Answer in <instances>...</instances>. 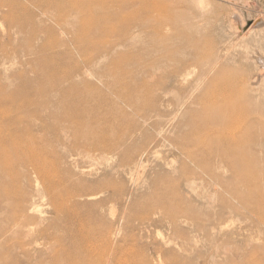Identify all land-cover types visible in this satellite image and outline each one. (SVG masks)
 Returning a JSON list of instances; mask_svg holds the SVG:
<instances>
[{"label":"rangeland","instance_id":"374dc122","mask_svg":"<svg viewBox=\"0 0 264 264\" xmlns=\"http://www.w3.org/2000/svg\"><path fill=\"white\" fill-rule=\"evenodd\" d=\"M164 2L0 0V264H264V0Z\"/></svg>","mask_w":264,"mask_h":264},{"label":"bare ground","instance_id":"6f19581e","mask_svg":"<svg viewBox=\"0 0 264 264\" xmlns=\"http://www.w3.org/2000/svg\"><path fill=\"white\" fill-rule=\"evenodd\" d=\"M114 1L115 0H109V2H114ZM121 1L124 3L123 4V6L125 8V9H123L124 10V13L127 12L126 11V8L130 7V4H131V7H132V10L133 11L132 12H128L126 15L125 14L124 15H121L120 14V10L121 9L114 10V9L110 8V4L107 3L108 0H87V4H86L87 11L86 12L88 14H90V15L99 14V16H100V14L101 15H105L106 13H108V14H110V13L115 14V16H117L116 19H118V22L120 24H124V25L126 24L125 23L126 22V20H125L126 17L132 18V17L138 16V14L140 12H144L145 14L146 13H148V14L149 13H153V14L159 16V17H163L164 14H165V12H167V4L164 2V0H121ZM133 1L138 2V4L137 3H132ZM96 5H97V7H96ZM141 10H143V11H141ZM256 23H257V21H256V19H254L253 22H252V25H254ZM227 127H230V123L229 122H227ZM226 135H228V134L226 133ZM233 137H234V135L231 134L230 135V138L232 140H234ZM246 157H248V156H246ZM39 174H40L41 177L43 176V174H42L41 171H39ZM66 194H68V193H66ZM79 231L82 234V235H79V238H82V240L84 242L85 241L84 240L85 239L84 233L81 230H79ZM84 245H85V247L83 248V252L85 253V249H87L88 252L82 258V261L83 262L87 261L88 258H87L86 255L90 254V252H91V249L88 248V247H90L89 244H83V246ZM67 250L68 249L65 248V251H67ZM65 255H66V259H67V263L66 264H71V263H73L77 259L75 256L73 257L70 254L68 256V252H65ZM68 259L70 260L69 263H68Z\"/></svg>","mask_w":264,"mask_h":264}]
</instances>
